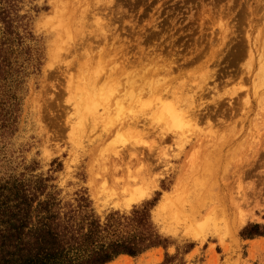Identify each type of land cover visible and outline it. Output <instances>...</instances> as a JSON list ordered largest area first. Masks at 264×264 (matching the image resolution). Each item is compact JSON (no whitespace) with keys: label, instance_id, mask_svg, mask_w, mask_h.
<instances>
[{"label":"rangeland","instance_id":"obj_1","mask_svg":"<svg viewBox=\"0 0 264 264\" xmlns=\"http://www.w3.org/2000/svg\"><path fill=\"white\" fill-rule=\"evenodd\" d=\"M22 8L40 65L0 176H50L102 220L148 207L167 243L110 264H264V240L241 236L264 225V0Z\"/></svg>","mask_w":264,"mask_h":264},{"label":"trees","instance_id":"obj_2","mask_svg":"<svg viewBox=\"0 0 264 264\" xmlns=\"http://www.w3.org/2000/svg\"><path fill=\"white\" fill-rule=\"evenodd\" d=\"M23 1L0 0V141L18 131L26 79L40 65ZM52 181L24 173L0 176V264H110L167 243L148 207L102 220L87 193L77 194L75 204L64 202ZM241 236L264 237V225L249 224ZM171 259L167 255L163 264Z\"/></svg>","mask_w":264,"mask_h":264},{"label":"bare ground","instance_id":"obj_3","mask_svg":"<svg viewBox=\"0 0 264 264\" xmlns=\"http://www.w3.org/2000/svg\"><path fill=\"white\" fill-rule=\"evenodd\" d=\"M169 113H171V112H168V114H169ZM171 114L173 115V117H174L175 119H178V118H179V116H180V115H179V114H177V113H176V114H174V112H172ZM181 115H182V113H181ZM182 117L184 118V116H182ZM129 124H130V123H129ZM134 124H135V123H134ZM107 181H108V180H107ZM134 194H135V192H134ZM137 195H138V194H137ZM135 196H136V195H135ZM143 196H144V194L142 195V197H143ZM135 198H136V197H135ZM134 200H135V199H134Z\"/></svg>","mask_w":264,"mask_h":264},{"label":"crops","instance_id":"obj_4","mask_svg":"<svg viewBox=\"0 0 264 264\" xmlns=\"http://www.w3.org/2000/svg\"><path fill=\"white\" fill-rule=\"evenodd\" d=\"M264 238L247 239L248 242L262 241Z\"/></svg>","mask_w":264,"mask_h":264}]
</instances>
